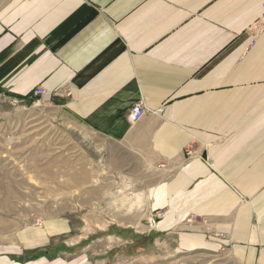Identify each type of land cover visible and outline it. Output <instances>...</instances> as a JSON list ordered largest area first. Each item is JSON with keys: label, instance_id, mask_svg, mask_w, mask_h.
<instances>
[{"label": "crops", "instance_id": "obj_1", "mask_svg": "<svg viewBox=\"0 0 264 264\" xmlns=\"http://www.w3.org/2000/svg\"><path fill=\"white\" fill-rule=\"evenodd\" d=\"M263 1L1 0L0 96L49 104L163 177L146 224L74 239L50 218L0 242V264H264Z\"/></svg>", "mask_w": 264, "mask_h": 264}, {"label": "rangeland", "instance_id": "obj_2", "mask_svg": "<svg viewBox=\"0 0 264 264\" xmlns=\"http://www.w3.org/2000/svg\"><path fill=\"white\" fill-rule=\"evenodd\" d=\"M47 171L55 174V181ZM85 173L84 184L62 188V183L71 184L69 176ZM0 175V203L8 196L10 206L0 204V242L6 243L15 240L20 230L43 227L50 218L66 220L76 231L74 239L108 227L142 226L148 191L163 177L150 157L88 133L51 105L2 96ZM104 244L95 243V251ZM184 258L199 264H233L224 255L194 253Z\"/></svg>", "mask_w": 264, "mask_h": 264}, {"label": "built area", "instance_id": "obj_3", "mask_svg": "<svg viewBox=\"0 0 264 264\" xmlns=\"http://www.w3.org/2000/svg\"><path fill=\"white\" fill-rule=\"evenodd\" d=\"M263 8H264V1H263ZM251 29L255 32V35L257 34L259 35L264 30V17L258 20ZM254 44H255V39L251 45L254 46ZM46 95H47L46 90L40 86L33 89V91L31 92V97L33 99H41ZM143 114H144V110L142 104L137 103L132 107L131 111L129 112L127 116V120L130 124L137 123L143 117ZM185 155L188 159L191 158L192 156L191 151H186ZM158 216L160 217L161 214L158 213ZM151 225H154L153 220H151Z\"/></svg>", "mask_w": 264, "mask_h": 264}, {"label": "bare ground", "instance_id": "obj_4", "mask_svg": "<svg viewBox=\"0 0 264 264\" xmlns=\"http://www.w3.org/2000/svg\"><path fill=\"white\" fill-rule=\"evenodd\" d=\"M2 126V125H1ZM2 140V139H1ZM26 141V140H25ZM7 146V145H6ZM27 154H28V152H27ZM84 164V163H83ZM81 165V164H80ZM26 166V165H25ZM28 166V165H27ZM79 167V166H78ZM24 168V167H23ZM30 169V168H29ZM46 169V168H45ZM48 172V171H47ZM2 174V173H1ZM4 174V173H3ZM5 175H6V173H5ZM8 175H9V173H8ZM8 175H7V177H8ZM47 175H48V177H50L51 179H54L53 181H55V179H56V177L55 178H53L54 176H55V174H54V176L51 174V172L49 171L48 173H47ZM61 175V174H60ZM90 175V174H89ZM58 176V175H57ZM87 176H88V174H87ZM86 173L85 174H81V175H79V176H69V178H70V181H71V184L69 185V184H67L66 182L65 183H62V188L64 187L65 188V190L66 189H69L70 188V186H79V185H82V184H84L85 183V181H86ZM0 177H1V175H0ZM34 177H35V175H34ZM58 177H60V176H58ZM94 178V177H93ZM11 182V181H10ZM70 183V182H69ZM60 184V183H59ZM58 187V186H57ZM91 187V186H90ZM96 187V186H95ZM72 188V187H71ZM76 189V188H75ZM88 191V190H87ZM90 191V190H89ZM7 194L8 195H10L11 196V193H9V192H7ZM95 194V193H94ZM93 194V195H94ZM98 194V193H97ZM5 197V199L3 200V203L1 204L2 206H3V208H9L10 206L8 205V202H7V198H9L8 196H4ZM30 197V196H29ZM33 197V196H32ZM11 205V204H10ZM1 206V207H2ZM2 210V209H1ZM3 211V210H2ZM4 216V215H3ZM5 223H6V221H4ZM9 226V225H8ZM1 228V227H0ZM3 231V230H2ZM1 232V231H0Z\"/></svg>", "mask_w": 264, "mask_h": 264}]
</instances>
